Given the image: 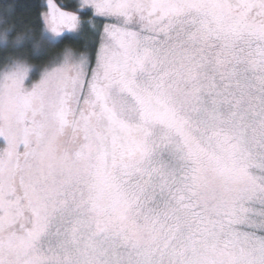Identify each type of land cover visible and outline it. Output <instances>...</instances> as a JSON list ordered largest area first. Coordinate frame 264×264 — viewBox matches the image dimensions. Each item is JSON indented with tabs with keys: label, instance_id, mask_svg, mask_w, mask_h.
Returning a JSON list of instances; mask_svg holds the SVG:
<instances>
[{
	"label": "snow or ice",
	"instance_id": "snow-or-ice-1",
	"mask_svg": "<svg viewBox=\"0 0 264 264\" xmlns=\"http://www.w3.org/2000/svg\"><path fill=\"white\" fill-rule=\"evenodd\" d=\"M45 6L0 12V264H264V0Z\"/></svg>",
	"mask_w": 264,
	"mask_h": 264
},
{
	"label": "trees",
	"instance_id": "trees-1",
	"mask_svg": "<svg viewBox=\"0 0 264 264\" xmlns=\"http://www.w3.org/2000/svg\"><path fill=\"white\" fill-rule=\"evenodd\" d=\"M55 2L61 5L65 11H76L79 4L77 0H55ZM6 4L15 5V7L7 13L10 18L28 21L33 26L34 31H36L37 34L39 33L41 27L40 13L47 10L45 6L46 0H0V12L4 11V5ZM77 14L80 15L82 21L88 20L91 15L90 11H79ZM65 37L61 45L47 51L46 57L54 56L56 52L59 51V48L64 46L80 48L85 40L88 39L89 33L85 31L66 32ZM3 54V52H0V55ZM23 54L29 55L27 52ZM30 63L34 67H39L44 61L41 59H32Z\"/></svg>",
	"mask_w": 264,
	"mask_h": 264
},
{
	"label": "rangeland",
	"instance_id": "rangeland-1",
	"mask_svg": "<svg viewBox=\"0 0 264 264\" xmlns=\"http://www.w3.org/2000/svg\"><path fill=\"white\" fill-rule=\"evenodd\" d=\"M77 2L79 3V0H77ZM35 78H38V74H37V77H35Z\"/></svg>",
	"mask_w": 264,
	"mask_h": 264
}]
</instances>
